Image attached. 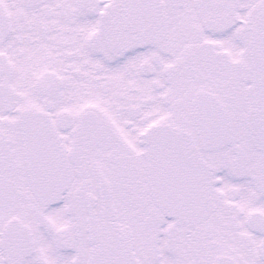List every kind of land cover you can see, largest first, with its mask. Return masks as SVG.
<instances>
[{
    "label": "snow or ice",
    "instance_id": "1",
    "mask_svg": "<svg viewBox=\"0 0 264 264\" xmlns=\"http://www.w3.org/2000/svg\"><path fill=\"white\" fill-rule=\"evenodd\" d=\"M0 264H264V0H0Z\"/></svg>",
    "mask_w": 264,
    "mask_h": 264
}]
</instances>
